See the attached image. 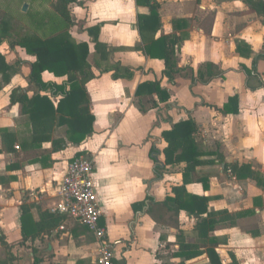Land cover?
<instances>
[{"label":"crops","instance_id":"1","mask_svg":"<svg viewBox=\"0 0 264 264\" xmlns=\"http://www.w3.org/2000/svg\"><path fill=\"white\" fill-rule=\"evenodd\" d=\"M251 2L150 0L157 5L160 26L144 36L137 26L138 16L150 12L143 0L68 4V34L88 44L87 61L95 75L85 84L92 132L79 144L68 141L65 126H54L50 139L34 147L32 123L20 103H10V94L16 88L26 89L28 97L36 94L28 83L35 57L0 43L12 67L8 81L0 75V129L15 137L10 152L3 150L0 137V264H96L92 231L53 210L60 202L58 183L78 155L93 160L99 224L114 263L210 264L206 249L212 247L222 264H264V16ZM100 23L98 40L108 51L104 59L87 31ZM159 37L173 45L171 78L164 74V61L144 50ZM208 64L221 75L204 82L198 71L206 72ZM114 65L129 67L132 77L113 78L112 70H103ZM41 77L57 84L66 78L48 71ZM146 81L158 82L168 99L137 95ZM39 94L54 105L59 100ZM233 96L237 112L221 111ZM187 119L194 123L199 163L193 170H186L185 161L163 164L155 177L152 146L164 163L162 132ZM56 139L65 144L54 145ZM174 186L208 198L215 223L206 237L199 234L198 217L166 201L174 196ZM22 207L30 215L26 234ZM183 244L201 252L185 255Z\"/></svg>","mask_w":264,"mask_h":264},{"label":"trees","instance_id":"2","mask_svg":"<svg viewBox=\"0 0 264 264\" xmlns=\"http://www.w3.org/2000/svg\"><path fill=\"white\" fill-rule=\"evenodd\" d=\"M77 0H56L54 11L46 10L42 24L44 26L41 35H22L20 37L11 34L8 21L4 19V14L0 13V43L8 42L11 48L19 46L25 52L35 57L29 64L28 83L35 88L36 94L28 97L27 90L23 88L13 89L10 94V103H20L22 111L28 115L32 123L33 145L38 146L42 141H48L54 126H65L66 136L72 144H79L89 133L92 132L93 115L89 111V102L85 84L95 77L91 71V65L87 61L89 54L88 44L85 42L76 43L71 39L68 30L72 25L67 11L68 4ZM142 0H137V3ZM251 2V0H250ZM143 4L149 7L148 15H139L137 26L141 35L146 31L156 32L160 26L156 3L151 4L150 0H143ZM251 6L262 16H264V2L255 0ZM101 23L87 29L94 43L95 53L100 59L106 58L108 51L104 44L98 40ZM145 53L152 58H159L164 61V74L168 78L175 72L173 58V45L167 42L166 37L152 39L144 47ZM258 58V57H257ZM257 58L253 60L254 70ZM98 62V61H97ZM97 62H95L97 64ZM206 72L198 71V78L204 82L221 75V72L214 70L212 65ZM112 70L113 78H131L132 71L129 67L114 65L103 69ZM12 67L6 63L4 56L0 53V75L4 81L9 80ZM43 71L51 72L57 77H66L61 84L52 81H43L41 74ZM206 75V76H205ZM40 92H48L51 97L59 96L57 104L54 105L48 95H40ZM137 95L156 93L160 102L168 99L165 89L159 86L156 81H146L140 84L136 91ZM155 105V103H153ZM237 98L233 96L220 109L225 113L237 112ZM194 123L191 119L175 123L168 131H163L162 136L167 142L163 149L165 156L164 163L157 159V149L154 145L151 148L153 158L156 161L155 177L161 176L163 164H172L176 161H185L186 170H193L198 161V151L193 138ZM0 137L3 150L12 151L15 142L14 134L8 129H0ZM54 145H64L62 139L53 141ZM180 151L178 154H175ZM174 196H168L167 202L175 205L176 208L186 210L190 214L198 217V229L201 237H206L213 228L214 219L207 211L208 198L187 194L183 186L172 188ZM148 198V197H147ZM206 214V217H203ZM22 231H26V222L30 221V215L25 207H22ZM181 252L188 256L197 255L201 251L183 244ZM210 264H222L218 255L212 247L206 249Z\"/></svg>","mask_w":264,"mask_h":264},{"label":"built area","instance_id":"3","mask_svg":"<svg viewBox=\"0 0 264 264\" xmlns=\"http://www.w3.org/2000/svg\"><path fill=\"white\" fill-rule=\"evenodd\" d=\"M57 195L60 202L53 210L78 221L94 234L98 244L96 264H116L113 250L105 239V229L99 224L102 211L91 158L86 155L74 157L58 183Z\"/></svg>","mask_w":264,"mask_h":264},{"label":"rangeland","instance_id":"4","mask_svg":"<svg viewBox=\"0 0 264 264\" xmlns=\"http://www.w3.org/2000/svg\"><path fill=\"white\" fill-rule=\"evenodd\" d=\"M55 2L56 0H0V13L4 14L14 36L41 35L45 29L42 24L45 11H54ZM24 4L28 5L26 11H22Z\"/></svg>","mask_w":264,"mask_h":264},{"label":"water","instance_id":"5","mask_svg":"<svg viewBox=\"0 0 264 264\" xmlns=\"http://www.w3.org/2000/svg\"><path fill=\"white\" fill-rule=\"evenodd\" d=\"M27 4H24L23 7H22V11H26L27 10Z\"/></svg>","mask_w":264,"mask_h":264}]
</instances>
